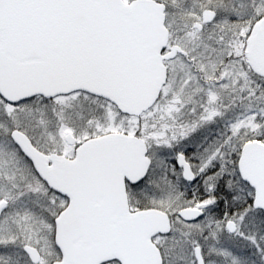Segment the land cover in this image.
<instances>
[{"label": "snow or ice", "instance_id": "snow-or-ice-1", "mask_svg": "<svg viewBox=\"0 0 264 264\" xmlns=\"http://www.w3.org/2000/svg\"><path fill=\"white\" fill-rule=\"evenodd\" d=\"M0 264H264V0H0Z\"/></svg>", "mask_w": 264, "mask_h": 264}]
</instances>
